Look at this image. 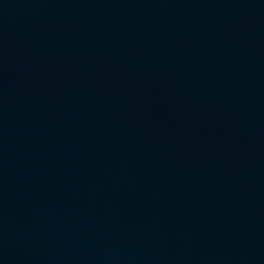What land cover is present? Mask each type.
I'll return each mask as SVG.
<instances>
[{
  "label": "water",
  "instance_id": "water-1",
  "mask_svg": "<svg viewBox=\"0 0 264 264\" xmlns=\"http://www.w3.org/2000/svg\"><path fill=\"white\" fill-rule=\"evenodd\" d=\"M0 264H264V0H0Z\"/></svg>",
  "mask_w": 264,
  "mask_h": 264
}]
</instances>
